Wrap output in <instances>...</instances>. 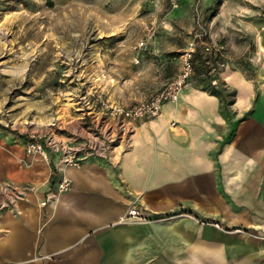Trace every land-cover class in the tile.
I'll return each instance as SVG.
<instances>
[{"label":"crops","instance_id":"obj_1","mask_svg":"<svg viewBox=\"0 0 264 264\" xmlns=\"http://www.w3.org/2000/svg\"><path fill=\"white\" fill-rule=\"evenodd\" d=\"M145 38L147 55L136 48L127 61L138 58L139 73L164 69L160 39ZM206 50L196 53L209 69ZM198 66L193 74L202 77ZM228 72V115L189 83L158 118L134 124L108 118L85 96L56 137L72 148L63 160L28 156L22 139L0 130V183L38 187L0 208V264H264V82L253 89ZM62 177L71 189L41 206ZM132 207L145 222L124 221ZM198 220L252 228L257 238L225 236Z\"/></svg>","mask_w":264,"mask_h":264},{"label":"rangeland","instance_id":"obj_2","mask_svg":"<svg viewBox=\"0 0 264 264\" xmlns=\"http://www.w3.org/2000/svg\"><path fill=\"white\" fill-rule=\"evenodd\" d=\"M176 6L169 0H0V130L24 144L39 136L49 160H63L72 148L56 137L70 111L85 106V96L123 107L154 96L180 72L183 52L201 29L194 53L207 48L204 72L210 74H193L187 84L216 88L228 115L235 90L221 79L225 70L253 89L264 82V0H180ZM150 33L170 62L139 73V59L126 58ZM151 57L156 65L159 58ZM211 223L225 236L257 238L252 228Z\"/></svg>","mask_w":264,"mask_h":264},{"label":"built area","instance_id":"obj_3","mask_svg":"<svg viewBox=\"0 0 264 264\" xmlns=\"http://www.w3.org/2000/svg\"><path fill=\"white\" fill-rule=\"evenodd\" d=\"M180 0H169V6L175 8ZM152 33L148 34L147 39L152 37ZM205 35L204 30H200L199 35L194 34L193 39L189 42L186 50L181 57L180 72L174 77L173 80L168 82L164 88L158 91L154 96L142 100L136 105L123 107L121 105L106 106L101 100V96H95V102L100 104V107L105 111L108 118H112L114 121H118L121 124H134L139 121H150L159 117L162 113L165 105H174L178 103L180 95L183 89L186 87L187 82L193 74L192 59L195 51V40ZM139 51L147 49V43L145 40H141L136 47ZM135 63H137L135 61ZM91 105V104H90ZM41 137L31 135L28 141L25 143L24 152L26 155L37 156L44 162H48L49 155L46 153L44 146L39 141ZM66 164L76 167L77 162L72 157L64 160ZM38 187L35 186H13L10 183H0V208L6 206H12L23 196L33 194ZM71 189L70 180L67 178H61L55 185L54 192L45 197V201L41 203V206H45L50 196H58L65 194ZM134 220L139 222H145L144 216L135 207L130 208L125 214L124 221ZM217 224L205 222L204 225Z\"/></svg>","mask_w":264,"mask_h":264},{"label":"trees","instance_id":"obj_4","mask_svg":"<svg viewBox=\"0 0 264 264\" xmlns=\"http://www.w3.org/2000/svg\"><path fill=\"white\" fill-rule=\"evenodd\" d=\"M46 1H49V0H46ZM206 61V60H205ZM205 61H203L202 59H201V56H199L196 52L194 53V55H193V59H192V67H194V64L196 63V62H198V64H199V68L202 70L203 69V72L206 70V66H204V64H205ZM207 72H208V70L206 71V72H204L205 74V76H206V74H207ZM203 74V73H202ZM207 80H209L208 82H210V77L208 78L207 77ZM202 91L203 92H207L208 94H210V95H212V96H214V97H216L217 99H218V101H220V103L222 104V102L223 103H225L224 101H223V96H222V94L220 93V92H218L217 90H216V88H211V89H202ZM229 96H231V100L226 104L227 106H230V105H232V104H234V97H235V91H233L232 90V93H230L229 94Z\"/></svg>","mask_w":264,"mask_h":264}]
</instances>
